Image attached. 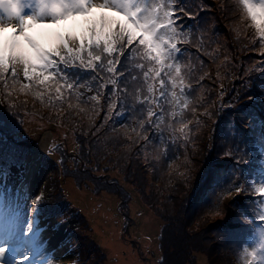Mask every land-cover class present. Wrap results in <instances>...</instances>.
Listing matches in <instances>:
<instances>
[{"label":"snow or ice","instance_id":"1","mask_svg":"<svg viewBox=\"0 0 264 264\" xmlns=\"http://www.w3.org/2000/svg\"><path fill=\"white\" fill-rule=\"evenodd\" d=\"M227 2L231 4V0ZM207 7L204 0L197 4L192 0H0V108L6 105L4 110L13 118L21 111L34 116L28 100L20 99L29 97L55 115L54 121L49 117L50 122L63 124L66 116L69 122L79 119L80 127L87 120L85 135H95L111 122L112 131L126 129L125 139L132 140L134 136L133 143L143 141L144 148L151 146L154 158L165 159L170 168L183 155L185 171L178 175L190 182L189 146L207 121L214 115L222 118L232 110L240 112L246 132H255L254 115L246 109L255 108L257 102L264 109V0H236L234 9L221 5L225 11L239 12L235 24H249L253 29L249 50L260 52L258 65L245 67L238 77L245 93L233 87L225 101L228 92L220 83L219 105L214 99L205 103V96L193 105L190 97L203 91L205 79L213 83L222 79L219 66L217 76L212 77L205 60H219L218 48L209 51L218 40L208 38L209 29L197 20ZM77 17L83 18V23L74 30L60 29L62 22ZM189 20L193 23L189 24ZM36 29L43 34L42 40L30 35ZM233 30L239 37L241 29ZM224 60L231 63L228 55ZM249 84L253 86L251 90ZM242 101L249 103L237 109ZM102 111L104 118L97 127L95 120ZM260 115L264 118V112ZM231 117L228 124L233 127L224 137L220 156L225 162H234L235 167L217 174L212 185L216 199L210 215L222 217L225 200L251 198L249 204L255 207L256 214L241 210L234 227L248 228L256 238L250 245L243 244L238 261L264 264V164L258 177L240 168L250 164L246 160L250 153L264 161V124L260 126L258 144L253 146L260 149L256 154L247 147L248 136L241 137L236 116ZM53 150L59 151V146L53 144L42 153L46 161H50ZM23 159V163L17 161L19 167L14 163L9 171L15 174L26 196L32 161ZM63 162L62 155L55 166ZM3 177L0 171V180ZM0 196L7 200L6 184H0ZM45 203L41 188L23 215L5 217L0 228V264H64L66 260L80 264L75 255L53 254L57 243L52 240L45 246L41 236L48 227L42 223Z\"/></svg>","mask_w":264,"mask_h":264},{"label":"trees","instance_id":"2","mask_svg":"<svg viewBox=\"0 0 264 264\" xmlns=\"http://www.w3.org/2000/svg\"><path fill=\"white\" fill-rule=\"evenodd\" d=\"M192 3L197 4L199 0H192ZM204 3L208 7L200 13L197 20L203 24L204 28L209 29L206 33L208 38L218 40V44H212L211 47L221 45L228 49L227 53L232 62L236 60L242 68L251 67L250 62L247 63L245 60H248L252 54H257L258 50L251 52L248 49L252 46L249 43L252 35H248L249 29L245 26L249 24L247 22L235 24L239 12L225 11L221 8L222 4L230 9L236 8V0H231V4H228L227 0H204ZM201 17H203L202 20ZM188 23L192 24L193 21L189 20ZM235 27L241 29L239 37L233 30ZM216 33L219 35H215ZM228 74L233 75L229 71ZM20 99L28 100V108L33 110L35 115H25L21 111L13 118L12 113L4 110L7 108L6 105L0 108V119L3 121V125L0 126V139H2L0 142V171L4 173V177L7 176L9 168L14 163L19 166L18 160L23 163V158L29 150L33 129L29 127L30 120L26 121V117L41 119L45 128L50 125L49 117L55 118L48 108L41 106L31 98L21 96ZM33 105H35L34 109ZM239 107L241 104L236 106L237 109ZM246 111L254 115V129L264 124V118L260 115L264 109L259 106V102L255 108H248ZM233 115L236 116L235 121L237 118L241 120L240 112L232 110H229L222 118L213 116L217 124L211 123L209 131L214 144L207 146V143L206 147L199 148V150H208V156L202 153V158H196L197 153L189 151L190 182H186L178 175L180 171H185L184 158L176 160L170 168L165 159L154 158L151 146L144 148L143 141L133 143L134 136L132 140L125 139L126 129L120 128L114 132L109 122V125L100 128L95 135L92 132L85 135L88 129L87 120L77 127L80 124L79 119L69 122L65 116L63 124L57 122L55 124L58 126L53 125L56 131L57 128H61L62 132L72 137V147L69 148L77 154L78 158L67 157L61 146H59V151L53 150L52 154H57L59 160L63 155L62 166H55L52 154L49 157L50 161H46V158L42 156L40 167L51 173L52 183L44 195L46 203L42 206V223H46L48 227L44 228L41 234L46 230L51 231L52 226L49 220L60 223L61 220L74 216L78 227L74 228L64 240L65 255L69 257L75 255L80 264H108L107 250L101 238L104 227L102 224L107 222V217L98 218V210L94 209L93 212L92 209L90 210L91 201L86 206L91 213L79 206L78 202L90 199L94 202L105 195H110L108 197L116 200L115 197L118 196L123 201L125 211L130 208L132 193H135L151 210L150 212L162 222L158 236L161 256L156 264H161V261L163 264H197L199 255L204 257L208 264H239L238 254L242 252L243 244L252 243L255 233L254 231L249 232L248 228H235L234 225L239 223L238 216L241 210L249 214L251 211L252 215L256 214L255 207L249 204L251 198L225 200L224 215L216 218L210 215L214 210L212 201L216 199L212 187L213 182L220 171L231 169L230 163H233L221 159L220 153L224 148V142H222L223 137H219L217 132L220 131L223 135L228 134V130L224 127ZM103 118L102 111L95 120L97 127L100 126ZM238 124L241 123L238 122ZM246 135L248 136L247 147L253 148V152L258 154L260 149L253 146L258 144L259 131L255 129V132H249ZM243 136L241 128V137ZM111 137L115 139L119 147L109 143ZM219 138L222 140L219 141ZM246 160L250 162L247 164L246 172L254 175L264 164L252 153L246 157ZM240 167L242 170L243 165ZM59 179L67 181L66 185ZM72 192L76 195L80 193V196L76 197ZM72 204L74 207H71ZM89 220L96 225L95 233ZM78 236L81 238V243H78ZM64 264H71V261L66 260Z\"/></svg>","mask_w":264,"mask_h":264},{"label":"rangeland","instance_id":"3","mask_svg":"<svg viewBox=\"0 0 264 264\" xmlns=\"http://www.w3.org/2000/svg\"><path fill=\"white\" fill-rule=\"evenodd\" d=\"M114 15V14H113ZM83 23V18L77 17L75 20L69 19L66 22H62L60 25V29L66 30V31H72L74 30L79 24ZM248 24V23H247ZM249 25H246L245 28L249 29L248 35H252L253 29ZM7 35V34H6ZM30 35H33L34 39L37 40H42L43 39V34H40V29H36L35 33H30ZM252 39V38H251ZM219 49V60L216 63H212L207 57H205V60L208 64V71L211 73L212 77H216L218 74V66H219V74L222 77L221 80H217L215 83L212 82V80L205 79L203 81V84L205 85V88L203 91H197L193 96L190 97L192 100L193 105H198L200 103V97L205 96L207 99L204 101L207 103L209 100H213L216 105H219L220 100L218 93L220 91L219 89V84L223 83L224 89L227 90L228 95L224 96V100L227 101L229 97L231 96L233 87L236 88V90L243 94L246 90L243 88L242 81L238 79V77L241 74L242 66H239V63L236 62V60L231 59V63L229 64L227 61L224 60L225 55H228L227 48H224L221 45H217L216 47H211V51L213 49ZM252 46L248 47V49H251ZM258 50V49H257ZM251 51V50H250ZM254 52V51H251ZM257 54H252L248 60H245L247 63L250 62L251 67L254 65H258V58L260 57V52L259 50L257 51ZM232 72L233 75L228 74ZM235 74V75H234ZM247 79V77H245ZM252 84H249L248 88H251ZM246 101H242V104H245ZM239 105V104H238ZM236 105V106H238ZM215 113V108L211 109ZM202 111V109H201ZM189 113V117H190ZM56 118H52L54 121ZM30 120L29 122V127L33 129L31 132V144L29 146V150L27 151L25 158L28 157L29 152L31 151L32 147L36 144H38L42 137L45 134H48L50 136V142L48 149L46 152H48L51 148L52 145L56 146H61L64 149L65 154L67 157H73L76 158L77 154L74 153L73 150L70 148L72 147L71 144L73 143L72 137L66 133L62 132L61 128H56L54 125H57L53 122H50V125H47V128H45L44 122L36 117H26V121ZM236 122H240V128H242V132L244 135L249 134V132H246L243 128V121L237 118ZM211 123H216L217 120H209L206 122L205 126L201 128L199 132H197L194 136V144L189 146L188 154L189 151L193 152L194 154L197 153L196 158H202L201 155L202 153H206L205 156H208V150L201 149L199 148L206 147L209 144H214L213 137L210 134V125ZM54 124V125H53ZM58 126V125H57ZM254 126V124H253ZM233 127V125H230L227 123V125L224 127V129H227L228 131ZM245 128H247V125H245ZM257 131H260V128L256 126L255 128ZM219 137H223V140L219 138V141L222 140L224 142V137L227 135H223L222 132H217ZM59 142V144H57ZM109 143L113 144L116 147H119L115 143L114 138H110ZM210 145V146H211ZM70 147V148H69ZM191 148V149H190ZM198 151V152H197ZM43 156V155H42ZM42 156L40 158V162L42 161ZM59 156L57 154H52V159L53 162L60 161ZM78 158V157H77ZM180 158H184L183 155H181ZM24 162V161H23ZM181 162V161H179ZM264 163V161H263ZM231 167H235V163H230ZM19 167V166H17ZM11 168V167H10ZM9 168V170H10ZM241 168V167H240ZM247 164H243L242 171L246 172ZM261 170V169H260ZM260 170L256 172L255 176H259ZM22 175V174H21ZM109 179V176H107ZM51 173H48L47 170H43L40 167L39 164V170L35 175V178L32 181V187L29 193V196L26 199V202L23 204V208L19 212V215H23V212L26 211L30 205V199L33 198L35 195L39 193L41 188H43L44 195L48 191V189L51 186L52 180H51ZM60 182L65 184L67 181H62L59 179ZM1 184H6L7 185V200L0 196V228L3 227V223L5 220V217L7 216L9 219H14V197H15V191L17 188V178L14 173L8 172L7 176L3 178L1 181ZM66 185V184H65ZM64 185V187H65ZM68 185V184H67ZM72 194L76 197L80 196L76 195L74 192ZM110 195H105L99 199H96L94 201L95 204H97L98 208L104 209L105 211V216L107 217V222H114V228L113 229H105L103 227L102 229V236L103 237H108L109 235L113 234L118 237V241L121 245L120 248V257L122 262L125 264H156L157 260L161 256V250L159 249V235L162 227V222L160 219L155 217L148 209L147 206L144 205L142 200L135 194L132 193V202L130 205V208L125 210L121 209V203L122 200L116 196L114 200L113 197H108ZM98 198V197H97ZM105 198V200H103ZM237 199H244V198H237ZM91 203L93 204L92 200H79V206L83 207L86 209L87 204ZM101 203V204H100ZM71 207H74L72 204ZM86 211H89V208L86 209ZM91 213V212H90ZM47 220H49L47 218ZM64 223H57V222H52L49 220V223L52 226L51 231L46 230L44 231L41 236L43 239H45V246L47 247L48 240H52L53 242L57 243V247L54 249L53 254H58L62 257H69L68 255H65L66 252V247H65V238L69 236V233L76 227H78V222L74 216H70L64 220ZM89 223L91 224L92 228L94 229V233L96 231V225L92 220H89ZM80 224V223H79ZM129 224V225H126ZM80 227V225H79ZM127 229L125 230V228ZM48 232V233H47ZM101 233V232H100ZM255 236L254 240L252 243L255 241ZM104 242V240H103ZM78 243H81V238L78 236ZM252 243H249L252 244ZM107 255V263L108 264H116V260L114 258V254L106 253ZM65 263V262H64ZM197 264H208L206 259L202 256H198Z\"/></svg>","mask_w":264,"mask_h":264},{"label":"bare ground","instance_id":"4","mask_svg":"<svg viewBox=\"0 0 264 264\" xmlns=\"http://www.w3.org/2000/svg\"><path fill=\"white\" fill-rule=\"evenodd\" d=\"M49 143H50V136L48 134H45L42 137L41 141L38 144L34 145L28 154L27 159L32 161V167L28 174L29 186L28 188L24 189V191H27L28 195L23 196L17 184V188L15 191V197H14V213H13L14 218L19 215V212L23 208V204L26 202V199L29 196V193L32 187V181L35 178V175L39 170L40 158L43 155L42 153L47 151ZM91 209H92V212L94 209L98 210V218L104 217L105 215L104 211L101 208H98L97 204H95L94 202L92 204V207H90V210ZM121 209H124L123 201L121 203ZM93 214L95 215V213ZM114 224H115L114 222H112V224L111 222H106V223H103L102 225L104 226L105 229H113ZM113 232L114 231H112V234L109 235L107 238L102 237V239L104 240V246L106 247V250L108 253H110L111 255L114 254V258L117 262L116 264H124L120 257L121 245L118 241V237H116V235L113 234Z\"/></svg>","mask_w":264,"mask_h":264}]
</instances>
